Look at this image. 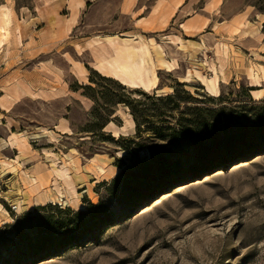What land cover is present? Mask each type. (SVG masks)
Instances as JSON below:
<instances>
[{
    "label": "rangeland",
    "instance_id": "1",
    "mask_svg": "<svg viewBox=\"0 0 264 264\" xmlns=\"http://www.w3.org/2000/svg\"><path fill=\"white\" fill-rule=\"evenodd\" d=\"M1 10L0 264H264V148L164 184L186 163L155 130L196 107L214 109L217 132L224 113L263 109L251 91L264 93V0H0ZM128 34L175 64L157 65L160 92L94 69L111 52L104 37ZM211 66L217 95L196 75L213 76ZM53 162L69 184H54ZM66 218L54 245L33 240ZM43 245L53 251L33 255Z\"/></svg>",
    "mask_w": 264,
    "mask_h": 264
},
{
    "label": "trees",
    "instance_id": "2",
    "mask_svg": "<svg viewBox=\"0 0 264 264\" xmlns=\"http://www.w3.org/2000/svg\"><path fill=\"white\" fill-rule=\"evenodd\" d=\"M185 95L192 98L189 94ZM177 91L165 96L156 97L158 100H175ZM259 105V102H254ZM260 107V106H258ZM264 107L254 116L248 117L238 113H224L222 132L214 130V109L203 110L194 108L190 113H181L177 120L176 127H167V133H163L162 126L155 128L156 135L161 138H167L170 149L180 153L185 160L186 165L182 172L174 177L164 180L163 183H172L180 179L192 177L197 174L207 172L213 169L217 164L225 160H234L239 157H245L253 151L264 148ZM207 112V113H206ZM135 117V114H133ZM155 148L150 147L151 154ZM152 164L153 163H148ZM164 171L165 167H161ZM154 167L151 166L144 176L152 175ZM147 181V180H146ZM158 188V187H157ZM153 191V190H151ZM151 194V193H149ZM90 208L98 210L101 205ZM88 213L78 212L74 215L75 218H82ZM73 218H66L52 225L46 230H37V235L33 239L35 242L43 244L46 238H52L50 241L54 245L57 236L70 232L69 228H62L63 224L68 226V223ZM54 224V225H53ZM56 236V238H55ZM51 244V245H52ZM64 246V242L56 246H50L53 250H58ZM50 247L44 245L38 248L33 255L42 257L53 251Z\"/></svg>",
    "mask_w": 264,
    "mask_h": 264
},
{
    "label": "bare ground",
    "instance_id": "3",
    "mask_svg": "<svg viewBox=\"0 0 264 264\" xmlns=\"http://www.w3.org/2000/svg\"><path fill=\"white\" fill-rule=\"evenodd\" d=\"M51 12L54 15L52 21L55 24L59 23L60 19L56 13V10L52 9ZM6 28L7 20L5 18V11L1 10L0 39L1 36L4 35ZM127 36L128 37H120L119 35L105 36L104 41L107 43L111 52L108 57H105L99 62L95 63L94 69H96L101 75L113 78L123 85L132 88L142 89L145 91L155 90L156 92H160L161 90L158 89V77L156 75L157 65L165 67L167 71H171L175 68V64L170 63L169 61H166L162 58L158 59V62H156L153 56V51L147 41L145 42L140 35L128 34ZM212 70L213 76L211 77L202 76L198 72H196V75L199 77L198 79H200L201 83L204 85L206 92L217 95L218 73L214 67H212ZM261 73L262 71L258 67H248L247 74L253 80L254 86L259 85L258 79L262 76ZM188 80L189 75H186L181 79V81L183 82H186ZM169 90L170 92H172V89ZM251 93L253 97L258 100L264 97L262 89L252 90ZM106 127H108L107 130L109 132L121 134L119 132L121 130L120 127L115 126L112 122H109ZM121 154V152H118L117 156H120ZM100 170L103 171L102 168H100ZM51 171L54 174V184L58 180L67 184H69V182L71 181V175L68 172L66 166L56 165V163L53 162L51 164ZM114 174H116V172ZM82 186H84V184H82ZM57 193L60 197L63 198L61 191H59L58 189ZM77 196H80V193H78ZM56 200H61V204L67 205L66 200L63 201V199H59L58 197H56ZM53 201H55V198L53 199ZM46 202L49 201L46 200ZM19 210L21 211V207L19 208ZM2 214L6 218L4 223L8 222V219L11 220V217L9 216L7 211L2 209Z\"/></svg>",
    "mask_w": 264,
    "mask_h": 264
}]
</instances>
